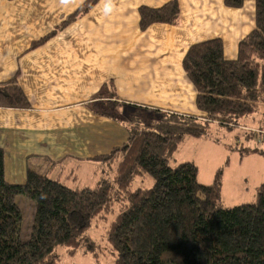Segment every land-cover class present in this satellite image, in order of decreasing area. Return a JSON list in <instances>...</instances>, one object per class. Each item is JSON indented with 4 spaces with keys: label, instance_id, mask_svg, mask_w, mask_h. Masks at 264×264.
<instances>
[{
    "label": "trees",
    "instance_id": "trees-1",
    "mask_svg": "<svg viewBox=\"0 0 264 264\" xmlns=\"http://www.w3.org/2000/svg\"><path fill=\"white\" fill-rule=\"evenodd\" d=\"M98 1L88 0L31 49ZM246 1L225 0V4L241 8ZM253 1L256 27L239 44L236 60H225L220 40L196 44L184 58L204 120L168 113L153 124L132 119L127 143L97 158L116 165L113 181L73 189L29 170L25 184H10L0 148V264H57L59 247L73 256L89 246V229L111 215L115 205L118 213L105 232L114 264H264V184L257 203L222 208L221 170L212 184L204 185L198 181L195 164L169 163L186 136L203 138L211 124L227 127L264 112V0ZM179 20L177 0L158 9H140L142 31L155 24L177 25ZM17 79L18 73L0 83V108H30ZM145 175L154 185L132 190L135 178ZM23 198L35 204L26 239L19 203Z\"/></svg>",
    "mask_w": 264,
    "mask_h": 264
},
{
    "label": "crops",
    "instance_id": "crops-1",
    "mask_svg": "<svg viewBox=\"0 0 264 264\" xmlns=\"http://www.w3.org/2000/svg\"><path fill=\"white\" fill-rule=\"evenodd\" d=\"M87 1L0 0V83L18 73L31 105L0 108V148L10 184H25L33 170L82 188L75 168L91 169L94 180L101 168L115 174L116 165L97 158L127 143L132 119L153 124L168 113L204 120L183 67L188 50L220 40L225 60L234 61L256 27L253 0L241 8L225 0H177V25L145 31L140 9L173 0H99L31 49Z\"/></svg>",
    "mask_w": 264,
    "mask_h": 264
},
{
    "label": "rangeland",
    "instance_id": "rangeland-1",
    "mask_svg": "<svg viewBox=\"0 0 264 264\" xmlns=\"http://www.w3.org/2000/svg\"><path fill=\"white\" fill-rule=\"evenodd\" d=\"M177 150L170 157V165L176 167L186 162L195 164L201 184H212L217 172L221 170L222 208L257 203L259 187L264 184V112L245 116L237 124L227 127L211 124L206 138H187ZM76 174L83 187H95L98 182L113 181L114 177L111 168L99 169L96 180L92 176V170L87 167L77 170L75 168ZM154 183L149 176H139L133 181L131 189L151 188ZM19 203L24 212L23 237L26 239L35 204L24 198ZM118 210L119 206L115 205L111 215L93 224L87 233L88 247L78 249L73 256L67 255L66 250L59 247L57 254L61 259L57 264H114V256L106 241L105 232Z\"/></svg>",
    "mask_w": 264,
    "mask_h": 264
}]
</instances>
